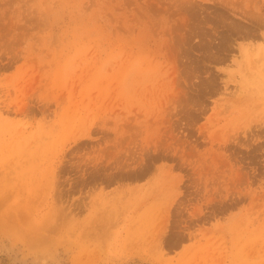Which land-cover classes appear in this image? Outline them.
<instances>
[{
  "label": "rangeland",
  "instance_id": "rangeland-1",
  "mask_svg": "<svg viewBox=\"0 0 264 264\" xmlns=\"http://www.w3.org/2000/svg\"><path fill=\"white\" fill-rule=\"evenodd\" d=\"M0 220V264H264V0H0Z\"/></svg>",
  "mask_w": 264,
  "mask_h": 264
},
{
  "label": "bare ground",
  "instance_id": "bare-ground-1",
  "mask_svg": "<svg viewBox=\"0 0 264 264\" xmlns=\"http://www.w3.org/2000/svg\"><path fill=\"white\" fill-rule=\"evenodd\" d=\"M0 221H1V220H0ZM6 223H7V222H6ZM1 226H2V225H1ZM1 226H0V227H1ZM4 226H5V225H4ZM8 226H9V225H8ZM2 227H3V226H2ZM14 227H15V224H14ZM7 228H8V227H7ZM9 229H10V226H9ZM9 229L6 230L7 233L10 234L9 237H11V235H14V236L16 235L18 240H17V241L15 240V242L18 243V241H19L18 244L21 245V244H20V240H22V242L25 243V241H24L25 239H22L23 236H21V233L18 231L17 226H16L14 229H10V230H9ZM3 232H5V231H3ZM21 232H22V231H21ZM7 233H6V235H7ZM19 233H20V234H19ZM23 234H24V233H23ZM16 236H15V237H16ZM18 236H19V237H18ZM19 238H20V239H19ZM12 239H13V238H12ZM12 239H11V241H13ZM14 239H15V238H14ZM8 240H10V239H8ZM45 240H47V239H45ZM9 242H10V241H9ZM9 242H8V243H9ZM13 242H14V241H13ZM15 242H14V243H15ZM22 242H21V243H22ZM36 242H37V241H36ZM36 242H35V243H36ZM1 243H2V242H1ZM11 243H12V242H11ZM14 243H13V244H14ZM23 243H22V244H23ZM26 243H27V242H26ZM9 244H10V243H9ZM13 244H10L9 247H11V245H13ZM2 245H3V244H2ZM4 245H5V244H4ZM0 246H1V245H0ZM15 246H16V245H14V247H15ZM25 246H27V245H25ZM33 246H35L36 249H38V251H39V250H42V251L40 252L42 255H40V256H43V255H44L43 257H40V258H39V256H38L39 259H38L36 256H34V257H33V258H34V261H35V260H36V261L38 260V262H39L40 264H43L44 259L42 260L41 258H44V257L47 258V257H48V259H49V260L51 259L52 262H54V264H62V263H61V259L59 258V254H58V252H57L55 249H53V248L51 247V244H49L48 241H43V240H42L41 242H37V244H35V245H33ZM52 246H53V245H52ZM7 247H8V246H6V248H7ZM14 247L12 246V248H14ZM22 247H23V246H21V249H22ZM28 247H29V246H28ZM31 247H32V246H31ZM31 247H29V248H31ZM1 248H2V246H1ZM12 248H11V249H12ZM17 248H18V246H17ZM23 248H25V247H23ZM3 249H4V248H3ZM8 249H9V248H8ZM45 249H47V250H45ZM15 250H16V249H15ZM29 250H30V249H29ZM29 250H28V251H29ZM33 250H35L34 247H33ZM33 250L31 249L32 253H33V252L36 253V252H35L36 250H35V251H33ZM44 250H45V251H44ZM0 251H1V250H0ZM7 251H9V250H7ZM7 251H6V249H5V252H7ZM21 251H24V249L21 250ZM25 251H27V250H25ZM31 251H29V252H31ZM38 251H37V253H38ZM43 251H44V252H43ZM12 252H13V250H12ZM15 252H16L15 254H14V253H11L10 256H11V257L16 256L18 250L15 251ZM42 252H43V253H42ZM0 253H1V252H0ZM7 253H8V255H9V252H7ZM21 253H22V252H21ZM40 253H39V254H40ZM18 254H19V252H18ZM23 254H24V253H23ZM28 254H29V256H30V253H28ZM28 254H26V255H28ZM39 254H37V255H39ZM6 255H7V254H6ZM20 255H22V254H20ZM26 255H25V257H26ZM29 256H28V257H29ZM11 257H10V258H11ZM23 257H24V256H23ZM19 258H21V256H19ZM31 258H32V257H31ZM35 258H37V259H35ZM46 258H45V261H46ZM13 259H16V258L13 257ZM13 259H11V260H13ZM22 259H23V258H22ZM48 259H47V260H48ZM16 260L18 261V259H16ZM16 260H15V261H16ZM26 260H27V259H26ZM28 260H29V259H28ZM51 260H50V262H51ZM45 261H44V262H45ZM12 262H13V261H12ZM38 262H37V264H38ZM46 262H47V261H46ZM50 262H49V263H50ZM16 263H17V262H16ZM19 263H20V261H19ZM26 263H27V262H26ZM35 263H36V262H35ZM49 263H47V264H49ZM13 264H14V263H13ZM30 264H31V263H30ZM32 264H33V263H32ZM51 264H53V263H51Z\"/></svg>",
  "mask_w": 264,
  "mask_h": 264
}]
</instances>
